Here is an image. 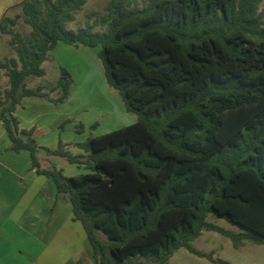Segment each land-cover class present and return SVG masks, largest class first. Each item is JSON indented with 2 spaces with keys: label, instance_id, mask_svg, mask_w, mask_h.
<instances>
[{
  "label": "trees",
  "instance_id": "1",
  "mask_svg": "<svg viewBox=\"0 0 264 264\" xmlns=\"http://www.w3.org/2000/svg\"><path fill=\"white\" fill-rule=\"evenodd\" d=\"M88 0H23L29 38L2 16L16 56L0 61L8 88L0 93V123L10 149L27 151L31 168L51 178L72 206L100 264H169L202 231L264 244V22L263 0H109L101 22L67 29ZM62 42L100 46L105 80L137 120L82 143L40 147L34 128L19 129L13 115L24 98L63 103L71 75L61 68L54 86L28 88ZM61 94L55 100L50 92ZM97 122L90 128L95 129ZM77 132L83 129L78 124ZM73 145L85 153L73 155ZM40 149L89 172L65 176L40 166ZM239 226L233 232L208 222Z\"/></svg>",
  "mask_w": 264,
  "mask_h": 264
},
{
  "label": "crops",
  "instance_id": "2",
  "mask_svg": "<svg viewBox=\"0 0 264 264\" xmlns=\"http://www.w3.org/2000/svg\"><path fill=\"white\" fill-rule=\"evenodd\" d=\"M22 1L0 0V19L9 8ZM89 48L91 47L82 45L73 47L59 42L50 52L48 60L42 64V68L45 63L61 66V56L58 53L70 57V53L74 51L84 53L85 49ZM92 48H97L98 52L100 51V46ZM85 58L87 61L84 63L87 67L83 72L81 83H87L94 75L91 66H88L89 63H93L86 56ZM74 64L78 69L76 62L64 65L68 71L70 70L71 77L72 74H75L73 73ZM43 91L47 92L46 89ZM70 91L63 103L35 98L38 100L35 102L38 109H33L30 116L19 114V110L29 107L27 104L34 103L31 101L36 100L29 99L32 97L24 98L13 114L19 121V129L34 128L33 137L37 144L43 148L55 149L61 137H53L54 134H52V137L49 138V133L53 132L54 127L48 124V114L51 110L47 107L51 104L72 106L73 103H77L80 97L72 96ZM49 98L55 99L51 94ZM44 108L47 111H44ZM74 114V108H72L62 116L64 120L69 119L71 124L76 125L77 122L82 124L77 117H74ZM45 116L46 118H44ZM38 118H43V120ZM82 125L84 129L86 125ZM99 126L100 122L97 121L96 128ZM61 140L63 143L83 142L73 138L65 139L63 136ZM9 147L10 140L8 138L5 143L6 149L3 150L13 151ZM3 150H0V264H100L94 257L93 248L81 223L73 219L72 206L68 196L57 192L51 178L38 175L31 168V158L29 160L27 158L20 159L19 156L3 157L1 153ZM75 150L80 149L75 148ZM68 151L71 152V147L68 148ZM79 153L85 154L77 152L76 155ZM37 156L43 169H47L51 164L50 160L55 158L43 149L38 151ZM64 167L60 169L65 172Z\"/></svg>",
  "mask_w": 264,
  "mask_h": 264
},
{
  "label": "rangeland",
  "instance_id": "3",
  "mask_svg": "<svg viewBox=\"0 0 264 264\" xmlns=\"http://www.w3.org/2000/svg\"><path fill=\"white\" fill-rule=\"evenodd\" d=\"M109 0H88L87 3L82 7L81 10L75 13V19L73 22L67 24V29L71 31H76L79 28H84L87 25H91L96 22L95 32H103L106 24L100 23L101 18L106 14V6ZM145 0H138L140 5H143ZM258 13L260 14L262 21L264 22V0L259 6ZM10 18L19 16L17 19V24L12 29L18 32L22 37L29 38L31 35V28L24 22V17L21 14V8L15 5L7 10L3 15ZM11 36L2 34L0 32V61L4 62L6 59L15 57L14 47L10 44ZM87 50V51H86ZM85 53V54H84ZM74 51L70 53L71 56H64L63 53H58L61 57V66L54 65L51 63H45L43 69L45 71V76L42 78L30 76L26 78V85L28 88H35L38 85L45 87L46 91L54 86L61 74V68L67 70L64 65L70 62L78 63L74 64L72 74V90L70 91L72 96H79L77 103H73L72 106L59 105L54 106L51 104L47 108L51 110L49 115L48 124L54 127L53 132H50L49 138L52 137H65V139H76V141H86L90 136H99L125 126H128L136 122L137 117L131 112H127L124 103L118 94V92L109 86L105 80L104 70L102 63L98 57L97 48L85 49V52ZM85 56L90 59L88 66H91L94 71L93 78L87 83H81L83 72L86 69L87 61ZM68 71V70H67ZM70 71V70H69ZM68 71V72H69ZM70 74V72H69ZM71 75V74H70ZM84 78V77H83ZM70 87V89H71ZM8 88L7 77L4 75V70L1 69L0 73V93H3ZM55 99L59 97L61 92L55 91L50 92ZM36 97L29 98L30 100H36ZM53 99V100H55ZM27 104L29 107L22 108L19 110V114L23 116H30L33 113V109H38L35 102ZM21 105V104H20ZM19 105V106H20ZM19 106L17 108H19ZM74 108V117L78 118L80 123L85 124L86 127L81 131L77 132V122L76 125L71 124L69 119L64 120L63 114L68 113ZM44 111H47L44 108ZM46 118V116L44 117ZM62 118V119H61ZM17 119V118H16ZM43 120V118H38ZM18 121V119H17ZM100 122L99 128L92 129L90 126L95 122ZM19 123V121H18ZM61 138L58 140L62 141ZM35 139V137H34ZM8 138L4 130L3 125L0 123V150L6 149L5 143ZM36 141V139H35ZM37 142V141H36ZM71 144V143H70ZM58 145V143H57ZM57 145L55 148H57ZM71 147V154L76 155L77 152H83V150H75L73 145ZM22 152V151H21ZM15 152L3 150L1 153L3 157L6 156H19V158H27L30 160L29 154L24 152ZM82 154V153H79ZM85 155V154H83ZM50 166L47 168L55 167L60 169L64 167L66 170H62L65 176H77L79 174L89 172L86 169H80L76 164H70L65 158L55 156V158L50 160ZM22 162V161H21ZM40 163V162H39ZM42 163V162H41ZM43 164H45L43 162ZM23 167V166H20ZM207 221L214 223L222 228L231 230L233 232H244L239 226L231 224L224 219H219L209 214ZM191 245L200 253L205 255H212L213 259L228 261L231 264H264V244L254 245L248 241H245L243 246L235 249L230 239L223 237L221 234L214 231H202L201 235L191 242ZM169 264H219L218 262H212L206 257H198L185 248H180L177 250L169 259Z\"/></svg>",
  "mask_w": 264,
  "mask_h": 264
}]
</instances>
